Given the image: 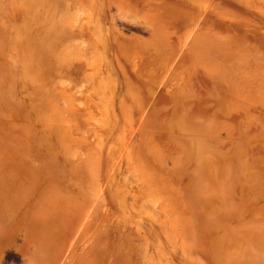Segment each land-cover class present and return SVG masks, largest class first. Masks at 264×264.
I'll return each mask as SVG.
<instances>
[{"label": "rangeland", "instance_id": "obj_1", "mask_svg": "<svg viewBox=\"0 0 264 264\" xmlns=\"http://www.w3.org/2000/svg\"><path fill=\"white\" fill-rule=\"evenodd\" d=\"M119 1L0 0V264H264V0Z\"/></svg>", "mask_w": 264, "mask_h": 264}, {"label": "bare ground", "instance_id": "obj_2", "mask_svg": "<svg viewBox=\"0 0 264 264\" xmlns=\"http://www.w3.org/2000/svg\"><path fill=\"white\" fill-rule=\"evenodd\" d=\"M126 1L128 0H120L119 4ZM117 2L118 0H113V3ZM139 3L141 4L142 9H145L148 4L147 0H140ZM111 6L112 3L109 2L105 7V10H109ZM133 10L138 11L137 7L135 6H133ZM106 19H110V22L112 23L111 15H108V17L106 16ZM112 30L114 31L113 27ZM98 191L100 192L101 189H99ZM126 199L129 200L128 198ZM98 204L99 199L96 198L91 203H89L87 207L76 206L75 210L71 215H69L66 221L63 236L72 232L76 233L79 230H81V232H83V230H86V228L93 221V214H95L94 208ZM91 208H93L94 210H91ZM5 225L6 227H3L4 231L2 232L3 236H0V243H3L5 240H9L10 243L14 241L16 242L20 232L19 223L11 222L9 224L5 223ZM21 241L23 242V247H32L31 243H34V240H32L28 235H24ZM37 247H44V245L39 241V243L37 242ZM69 248L72 249V247ZM160 248L161 247H89L87 249V253H85L84 255H80L78 258H75L76 256H74V258H71L66 255L65 262L66 264H174V262L162 260L160 257H157V250H159ZM172 248L174 252H177L176 250H179L180 252V256L177 259V264H227L225 261V256H220L219 260L211 257V260L210 262L208 261V263H200L188 259V255H190V253H192V251L196 247ZM202 252H205L207 254V251L204 248H202Z\"/></svg>", "mask_w": 264, "mask_h": 264}]
</instances>
